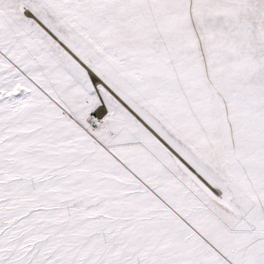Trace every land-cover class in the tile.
Masks as SVG:
<instances>
[{
  "label": "snow or ice",
  "instance_id": "1",
  "mask_svg": "<svg viewBox=\"0 0 264 264\" xmlns=\"http://www.w3.org/2000/svg\"><path fill=\"white\" fill-rule=\"evenodd\" d=\"M0 264H264V0H0Z\"/></svg>",
  "mask_w": 264,
  "mask_h": 264
}]
</instances>
